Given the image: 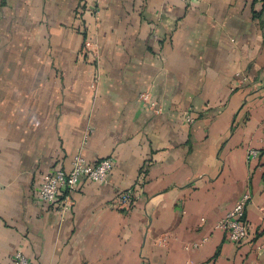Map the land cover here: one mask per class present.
I'll use <instances>...</instances> for the list:
<instances>
[{
	"label": "crops",
	"instance_id": "1",
	"mask_svg": "<svg viewBox=\"0 0 264 264\" xmlns=\"http://www.w3.org/2000/svg\"><path fill=\"white\" fill-rule=\"evenodd\" d=\"M76 155L113 167L61 212L39 188ZM247 193L234 243L217 224ZM18 251L264 264V0H0V264Z\"/></svg>",
	"mask_w": 264,
	"mask_h": 264
},
{
	"label": "built area",
	"instance_id": "2",
	"mask_svg": "<svg viewBox=\"0 0 264 264\" xmlns=\"http://www.w3.org/2000/svg\"><path fill=\"white\" fill-rule=\"evenodd\" d=\"M96 12V11H94ZM140 98L151 104V108L156 106L151 102L148 93H142ZM188 122L192 121L187 117ZM257 150H251L252 158L258 155ZM113 162L111 157L100 160L97 164L89 163L82 155L73 158L72 168L69 171L56 169L51 171L44 179L39 188L40 198L47 203H59L61 212L68 210L72 201L70 195L77 190L81 177L92 182H105L112 170ZM136 188L122 191L118 194L117 202L121 205L130 203L134 199ZM251 202V196L247 193L239 199L234 207L218 222L217 228L226 232L230 241L234 243H245L249 238V231L245 222V209ZM12 264H32L28 257L18 251L13 257Z\"/></svg>",
	"mask_w": 264,
	"mask_h": 264
}]
</instances>
